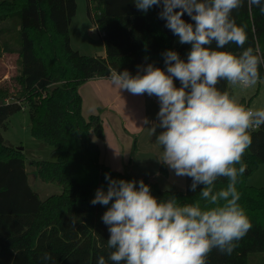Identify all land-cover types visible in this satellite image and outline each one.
Segmentation results:
<instances>
[{
  "label": "trees",
  "instance_id": "16d2710c",
  "mask_svg": "<svg viewBox=\"0 0 264 264\" xmlns=\"http://www.w3.org/2000/svg\"><path fill=\"white\" fill-rule=\"evenodd\" d=\"M160 11L153 6L144 13L134 0H102V8L94 9L88 0L89 18L105 44L103 59L83 56L71 45L76 0H0V55L16 54L21 68L14 78L16 93L0 87V128H6L10 117L28 107L33 138L59 155L57 162L30 164L42 182L62 188L61 194L42 200L29 183L24 152L7 146L0 131V264H97L100 256L107 258L110 233L102 215L111 202L91 204L98 188L107 191L106 173L116 180H135L137 187L143 180L158 200L172 195L182 203L199 198L202 186L192 192L189 177L185 191L162 190L150 178L136 179L102 164L99 148L91 139L92 131L103 138L100 119L92 117L87 122L82 116L79 87L87 80L109 77L112 69H127L136 75L137 66L148 63L166 71L162 54L167 50L187 60L191 45L179 43L165 27L166 21L159 18ZM232 16L245 26L247 41L243 48L229 44L222 50L239 55L252 47L264 57V14L260 8L249 7L244 0ZM182 19L194 24L187 13ZM259 73L264 80V64ZM174 83L181 86L178 80ZM217 88L232 94L227 81L221 80ZM239 103L249 107L245 99ZM251 136L252 144L243 156L247 169L237 189L252 227L231 254L213 249L208 264H249L252 255L264 254V188L247 184L264 164V126L251 131ZM160 171L168 175L164 164ZM226 184L221 178L217 187ZM44 253L51 254L52 260L44 261Z\"/></svg>",
  "mask_w": 264,
  "mask_h": 264
},
{
  "label": "clouds",
  "instance_id": "9594fccd",
  "mask_svg": "<svg viewBox=\"0 0 264 264\" xmlns=\"http://www.w3.org/2000/svg\"><path fill=\"white\" fill-rule=\"evenodd\" d=\"M134 3L144 13L160 7L165 27L191 50L186 61L174 50L165 51L166 71L148 63L138 65L136 75L112 69L108 79L119 91L158 98V123L144 118L143 124H151L152 135L157 127L163 129L156 137L163 148L160 160L177 177L191 178L192 192L202 187L192 202L182 203L175 195L158 200L143 180L137 187L135 180H116L106 173L107 191L98 188L91 204L111 202L102 215L111 251L97 264H208L213 249L231 254L252 227L237 185L247 169L243 156L252 144L251 131L264 126V108L246 107L217 85L224 80L242 88L256 86L264 57L252 47L239 55L222 50L229 44L243 48L247 41L245 26L232 16L244 0ZM247 3L264 14L262 0ZM185 13L194 24L182 19ZM221 178L227 184L218 188ZM42 259L51 261L52 256L44 253Z\"/></svg>",
  "mask_w": 264,
  "mask_h": 264
},
{
  "label": "crops",
  "instance_id": "0c3cea01",
  "mask_svg": "<svg viewBox=\"0 0 264 264\" xmlns=\"http://www.w3.org/2000/svg\"><path fill=\"white\" fill-rule=\"evenodd\" d=\"M93 31V29H91ZM71 45L83 56L106 58V48L103 41L100 51L88 52V44L76 43L73 39L72 23L70 25ZM85 49L87 53H85ZM97 50V49H96ZM82 99V116L89 122L92 117H98L103 127V138L99 139L91 132L92 141L99 148L100 162L111 170L132 177H141V173L149 174V168L155 166L158 175L163 148L156 142V137L163 129L157 127L152 135L147 129L151 124L144 125V118L158 123L157 113L160 108L159 100L155 96L133 95L128 91L118 90L108 77L89 79L79 87ZM167 168L168 183L171 169ZM135 178V177H134Z\"/></svg>",
  "mask_w": 264,
  "mask_h": 264
},
{
  "label": "rangeland",
  "instance_id": "374dc122",
  "mask_svg": "<svg viewBox=\"0 0 264 264\" xmlns=\"http://www.w3.org/2000/svg\"><path fill=\"white\" fill-rule=\"evenodd\" d=\"M76 3L77 14L72 21L74 42L75 44L77 42L80 44L84 40L86 41L84 43L88 44V52H92L93 50L100 51L98 49L102 46L101 32L89 18L88 0H76ZM87 50L85 49V53H87ZM20 71V61L16 54L2 53L0 55V76L2 78L0 80V87L7 88L11 94L16 93L17 86L15 85L14 78L19 75ZM229 89L238 102L245 99L251 108H264V80H260L256 86L251 88H242L229 84ZM0 131L7 146L14 149H23L26 157L29 183L34 191L40 195L41 199L44 200L51 195L61 194V187L42 182L38 177L36 168L30 164L32 161L42 160L57 162L59 155L50 145L33 138L29 108L25 107L22 111L10 117L6 128L1 127ZM148 171L149 174L141 173V177H134L136 179L151 177L150 175H153L152 173L156 171L155 166L149 168ZM154 177L150 179L157 182L162 190L185 191L186 177H177L173 170L170 172L169 182H172L175 188H172L167 181V177L160 170L158 175H154ZM247 184L257 188H264V164L260 165L257 171L248 178ZM249 264H264V254L252 255Z\"/></svg>",
  "mask_w": 264,
  "mask_h": 264
},
{
  "label": "built area",
  "instance_id": "2783aa9c",
  "mask_svg": "<svg viewBox=\"0 0 264 264\" xmlns=\"http://www.w3.org/2000/svg\"><path fill=\"white\" fill-rule=\"evenodd\" d=\"M90 3H91V6L92 8H98V9H101L102 8V0H89ZM255 130H258V129H255ZM254 131V130H252Z\"/></svg>",
  "mask_w": 264,
  "mask_h": 264
},
{
  "label": "water",
  "instance_id": "95a60500",
  "mask_svg": "<svg viewBox=\"0 0 264 264\" xmlns=\"http://www.w3.org/2000/svg\"><path fill=\"white\" fill-rule=\"evenodd\" d=\"M19 150L23 151V149H22V148H21V149H19Z\"/></svg>",
  "mask_w": 264,
  "mask_h": 264
}]
</instances>
